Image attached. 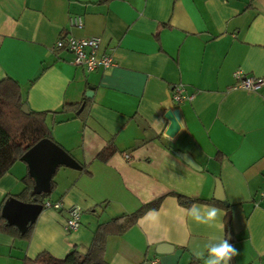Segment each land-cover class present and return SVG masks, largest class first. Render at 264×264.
I'll list each match as a JSON object with an SVG mask.
<instances>
[{"label":"crops","instance_id":"1","mask_svg":"<svg viewBox=\"0 0 264 264\" xmlns=\"http://www.w3.org/2000/svg\"><path fill=\"white\" fill-rule=\"evenodd\" d=\"M62 35L100 37L97 55L111 53L115 65L74 64L55 46ZM236 70L264 78V0H0V80L19 84L23 105L44 113L54 142L75 162L55 167L46 200L61 207H42L28 237L0 229V264L84 249L100 223L159 196L151 209L158 219L148 210L107 235L103 258L203 264L192 250L221 233L194 223L172 192L226 213L225 232L240 253L231 264H264V85L235 87ZM175 85L181 101L172 98ZM167 110L179 123L172 136ZM107 144L115 152L101 161L96 154ZM27 175L19 159L0 176L1 210ZM215 178L226 202L214 198ZM73 204L82 207L80 225L67 230Z\"/></svg>","mask_w":264,"mask_h":264},{"label":"trees","instance_id":"2","mask_svg":"<svg viewBox=\"0 0 264 264\" xmlns=\"http://www.w3.org/2000/svg\"><path fill=\"white\" fill-rule=\"evenodd\" d=\"M62 35L61 38H65ZM23 100L21 98L20 86L11 77L0 80V176L4 174L10 166L16 161L21 160L22 155L34 143L41 138L53 140L50 128L47 126L44 113L33 112L24 113L22 111ZM54 141V140H53ZM67 152V151H66ZM115 152L112 144H107L97 154L96 158L106 161ZM68 153V152H67ZM69 154V153H68ZM25 187L20 193L15 195L21 201H35L42 207L53 187V181L50 180V189L48 191L33 192L34 180L30 175L23 179ZM176 196L179 204L189 207L197 201L205 199L193 198L180 193L172 192ZM163 196L148 201L140 205L131 213H124L120 216L100 223L95 229L91 241L84 249L74 246L63 257H54L46 251H41L34 258H25L23 264H110L103 258V250L107 235L126 230L144 212L156 209L160 206ZM1 210V205H0ZM229 222V219L228 221ZM32 223L27 225L24 232H20L14 225L8 224L1 216L0 229L11 232L18 237H28Z\"/></svg>","mask_w":264,"mask_h":264},{"label":"water","instance_id":"3","mask_svg":"<svg viewBox=\"0 0 264 264\" xmlns=\"http://www.w3.org/2000/svg\"><path fill=\"white\" fill-rule=\"evenodd\" d=\"M89 90H91V88ZM89 90L86 92V95H90ZM22 111L24 113L29 112L26 105L22 106ZM165 117L169 120L165 133L168 136H172L179 128L176 113L175 111L167 110ZM177 154L191 167L195 169L201 168L188 153L177 152ZM21 158L28 163L29 173L35 180L33 186L34 193L49 188L50 176L57 165H75L72 157L60 145L46 137L39 139L29 147V149L23 153ZM214 198L226 202L224 199L222 184L218 178H215ZM41 209L42 205L40 203L35 201L24 202L15 196H10L5 200L2 206L1 215L6 219L7 223L14 224L20 230H24L29 223H32L36 219Z\"/></svg>","mask_w":264,"mask_h":264},{"label":"built area","instance_id":"4","mask_svg":"<svg viewBox=\"0 0 264 264\" xmlns=\"http://www.w3.org/2000/svg\"><path fill=\"white\" fill-rule=\"evenodd\" d=\"M73 24L81 25V20L76 18L71 20ZM100 41L98 36L76 37L67 35L65 38H59L55 42L56 47H62L73 54L72 62L76 65H82L86 70H93L97 67L107 68L115 65L114 56L111 53L97 55V47ZM235 87L257 90L264 85V78L255 77L250 74L242 73L240 70L234 72ZM182 85H175L172 98L175 101H181L185 95L182 93ZM259 197L264 198V187L259 191ZM44 206L60 208L58 201L45 200ZM82 207L79 204H73L67 209L65 228L67 230L77 229L80 225Z\"/></svg>","mask_w":264,"mask_h":264},{"label":"clouds","instance_id":"5","mask_svg":"<svg viewBox=\"0 0 264 264\" xmlns=\"http://www.w3.org/2000/svg\"><path fill=\"white\" fill-rule=\"evenodd\" d=\"M182 211L198 225H205L208 228L215 229L221 235H212L202 246H197L192 250L193 257L202 261L203 264H231L234 257L238 256L239 249L232 243V236L226 233V224L223 217L226 213L209 204L193 203ZM147 217L158 219L159 213L156 210H150Z\"/></svg>","mask_w":264,"mask_h":264}]
</instances>
